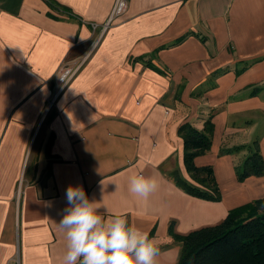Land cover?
<instances>
[{
	"label": "crops",
	"instance_id": "crops-1",
	"mask_svg": "<svg viewBox=\"0 0 264 264\" xmlns=\"http://www.w3.org/2000/svg\"><path fill=\"white\" fill-rule=\"evenodd\" d=\"M114 2L0 0V264H63L70 184L148 232L157 264L178 263L170 223L186 234L264 197V175L240 182L235 167L254 143L264 159V0H126L102 30ZM63 62L81 65L59 90ZM210 115L194 161L213 166L215 201L172 176L195 183L179 127ZM137 172L158 181L147 201L128 190Z\"/></svg>",
	"mask_w": 264,
	"mask_h": 264
},
{
	"label": "trees",
	"instance_id": "trees-1",
	"mask_svg": "<svg viewBox=\"0 0 264 264\" xmlns=\"http://www.w3.org/2000/svg\"><path fill=\"white\" fill-rule=\"evenodd\" d=\"M183 141V164L195 183L183 180L175 171L172 176L186 193L207 200H219L220 189L213 168L196 165L194 159L210 149L212 144V115L197 129L186 122L180 125ZM246 145L225 149L226 153L245 150ZM248 149V147H247ZM241 165L236 167L238 181L264 174V159L254 143ZM172 239L181 244L177 264H264V197L230 209L219 223L178 234L169 225Z\"/></svg>",
	"mask_w": 264,
	"mask_h": 264
},
{
	"label": "clouds",
	"instance_id": "clouds-1",
	"mask_svg": "<svg viewBox=\"0 0 264 264\" xmlns=\"http://www.w3.org/2000/svg\"><path fill=\"white\" fill-rule=\"evenodd\" d=\"M158 187L154 176L137 172L128 190L147 201ZM65 198L68 207L58 223L67 241L63 264H157L159 244L130 224L126 214L105 217L102 204L90 200L81 185L67 186Z\"/></svg>",
	"mask_w": 264,
	"mask_h": 264
},
{
	"label": "built area",
	"instance_id": "built-area-1",
	"mask_svg": "<svg viewBox=\"0 0 264 264\" xmlns=\"http://www.w3.org/2000/svg\"><path fill=\"white\" fill-rule=\"evenodd\" d=\"M126 10V0H115L108 20L102 25V30H105L110 22L120 16ZM93 27H96V24H92ZM81 62L70 64L67 62H63L60 64L57 71V86L59 90L64 88L66 84L71 80L76 71L79 69Z\"/></svg>",
	"mask_w": 264,
	"mask_h": 264
},
{
	"label": "rangeland",
	"instance_id": "rangeland-1",
	"mask_svg": "<svg viewBox=\"0 0 264 264\" xmlns=\"http://www.w3.org/2000/svg\"><path fill=\"white\" fill-rule=\"evenodd\" d=\"M245 149H247V147H245ZM239 152V151H238ZM247 152L249 153V151L247 150ZM234 153H236V152H232V154H234ZM247 153V154H248ZM246 154V155H247ZM212 156V155H211ZM235 156H237V154H234V156L233 157H235ZM211 158V160L212 161H215L216 160V158H215V156H212V157H210ZM195 162V161H194ZM208 165H210V164H208ZM212 168H213V166L212 165H210ZM238 165L237 164H235V167H237ZM213 172H214V169H213ZM264 175V174H263ZM262 176V175H261ZM214 177H215V174H214ZM215 180H216V177H215ZM216 183H217V185H218V187H219V189H220V185L218 184V182H217V180H216ZM230 185L229 184H226V185H224L223 187H222V189H226V190H224V191H229L228 192V194L230 193ZM229 188V189H228ZM220 192H221V190H220ZM263 194H264V192H263Z\"/></svg>",
	"mask_w": 264,
	"mask_h": 264
}]
</instances>
